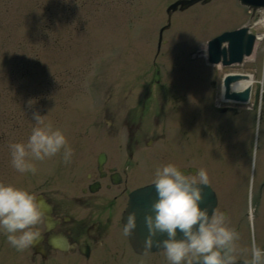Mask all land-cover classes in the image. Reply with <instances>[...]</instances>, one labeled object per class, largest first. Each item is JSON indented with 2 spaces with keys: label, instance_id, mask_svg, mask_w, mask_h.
<instances>
[{
  "label": "rangeland",
  "instance_id": "rangeland-1",
  "mask_svg": "<svg viewBox=\"0 0 264 264\" xmlns=\"http://www.w3.org/2000/svg\"><path fill=\"white\" fill-rule=\"evenodd\" d=\"M170 1L0 0V182L24 188L34 195L45 189L55 199L74 191L85 181L84 171L91 170L97 151L105 149L111 156L117 155V148L114 151V144H108L101 131L109 118L101 113V108H111L115 124L122 110L136 106L143 84L149 79L153 81L149 89L162 101L159 104L156 100L160 111L164 109L168 114L171 112L170 116L176 115L168 126L176 133L184 128L185 116L187 121L191 118L187 117V109L196 114L220 112L219 86L213 89L208 82L215 76L214 68L204 65L201 51L207 39L242 23L246 15L234 18L236 11L228 8L214 12L215 6L222 8L228 0L192 5L186 12L171 15L170 28L162 32L164 42L156 52L157 31L165 22L164 8ZM231 7L235 8L233 4ZM239 67L252 73L255 80L251 103L235 106L227 119L224 117L214 126L216 134L199 129L192 132V125L186 124L189 140L197 141L204 135L202 151L188 148L192 159L187 160L202 165L209 180L211 175L217 178L220 205H229L233 215L235 208L238 213V207L247 202L254 155L251 200L256 203L254 222L261 240L264 236V187L259 189L264 177V38L255 42L252 53ZM232 70H237V66ZM258 108L261 117L256 126ZM33 112L43 115L46 123L65 134L73 149L70 162H63L57 153L43 160H32L34 173H21L12 167L8 145L26 140L35 124L31 118ZM143 120L147 123L148 117ZM204 126L198 124L200 129ZM210 135L212 140L209 137V146H205V138ZM227 156L232 158L230 162L225 160ZM154 161L156 169L159 162ZM174 162L182 161L177 157ZM226 171L238 175L237 181L234 176L226 180ZM36 262L29 247L18 251L0 233V264Z\"/></svg>",
  "mask_w": 264,
  "mask_h": 264
},
{
  "label": "clouds",
  "instance_id": "clouds-1",
  "mask_svg": "<svg viewBox=\"0 0 264 264\" xmlns=\"http://www.w3.org/2000/svg\"><path fill=\"white\" fill-rule=\"evenodd\" d=\"M35 121L23 142L9 143L10 163L21 173L36 171L32 160H43L60 154L65 163L71 161L73 149L65 134L33 112ZM156 199L151 213L144 217L150 234H164L156 241L162 246L168 264H235L237 253H247L242 264H264V247L252 240L246 249L238 245L239 233L226 223L224 213H213L200 207L201 188L208 177L204 169L187 175L173 163L158 166L151 180ZM252 177H249V184ZM42 213L32 192L0 182V233L10 246L22 250L29 247L38 232ZM135 226V214L129 213L122 231L127 234ZM177 231L181 233L177 238Z\"/></svg>",
  "mask_w": 264,
  "mask_h": 264
},
{
  "label": "flooded vegetation",
  "instance_id": "flooded-vegetation-1",
  "mask_svg": "<svg viewBox=\"0 0 264 264\" xmlns=\"http://www.w3.org/2000/svg\"><path fill=\"white\" fill-rule=\"evenodd\" d=\"M154 110L161 109L157 104L152 107L141 102L138 108L124 109L115 124H108L107 131L116 140V158L110 159L102 176L97 172L86 173L87 182L65 193L63 200L51 203V229H45L42 219L36 229L35 245L44 249L38 255L41 264L44 261L75 264L76 260L82 258L86 259V264H168L163 250L145 253L133 251L121 223L128 192L136 185L134 183L139 182L138 174L147 175L153 168L155 157L163 165L176 156V152L169 147L166 153L159 151L162 138L167 135L171 114L163 110L159 117ZM144 117H148L147 123H144ZM180 139L182 143L185 142L184 130L180 131ZM179 157L182 161L186 159L184 150ZM94 180L97 181V188L90 191L89 185ZM58 234L64 236L68 243L85 246L87 253L83 252L82 256L75 248L61 251L48 243L50 236ZM239 253L240 258H246L244 251Z\"/></svg>",
  "mask_w": 264,
  "mask_h": 264
},
{
  "label": "water",
  "instance_id": "water-1",
  "mask_svg": "<svg viewBox=\"0 0 264 264\" xmlns=\"http://www.w3.org/2000/svg\"><path fill=\"white\" fill-rule=\"evenodd\" d=\"M191 1V0H190ZM190 1H184L180 0L182 4ZM193 1V0H192ZM176 3H174L172 6H174ZM188 4V3H186ZM184 6V5H182ZM222 39H227V38H220L216 42V57H218L219 54H222L224 61L228 62L227 60V54H226V48H219V42ZM250 47V42L247 43L246 48L241 49V53L243 52H248ZM212 49V48H211ZM201 188V200L200 202V207L206 208L210 214L211 209L215 203V197L213 192L206 186L204 185H199ZM131 201H130V210L129 213H134L136 214V219H135V226L134 230L138 232L139 236H148L150 239L149 244L152 246H158L159 244L156 243V241L162 239L161 236L163 234H150L147 226L145 225L144 222V217L146 214L151 213V204L152 202L156 199V192L154 185L151 184L145 188H141L138 190H135L131 194ZM178 236L181 235L180 232L177 231Z\"/></svg>",
  "mask_w": 264,
  "mask_h": 264
},
{
  "label": "bare ground",
  "instance_id": "bare-ground-1",
  "mask_svg": "<svg viewBox=\"0 0 264 264\" xmlns=\"http://www.w3.org/2000/svg\"><path fill=\"white\" fill-rule=\"evenodd\" d=\"M213 1V0H212ZM224 8H228V6H225ZM262 20H263V24H264V14H262ZM260 36H262V34L260 35H257V37L260 38ZM204 53L206 52V48L203 49ZM253 82V78H252V75L249 74V77L247 79H240V80H237L235 81L234 83L231 84V87L232 88H235V89H241L244 85L246 84H252ZM232 172L229 171V174H231ZM51 209V208H50ZM251 214V208L248 207V215ZM50 215L52 216V211L50 210ZM129 214L127 213V210L123 211V214H122V218L123 220L126 222V218ZM134 231V228H132L128 234H129V240L131 243H133L138 249H143L145 248L146 246L149 245V242L150 241H147V242H144V239L143 238H138V237H134L133 236V232ZM177 235V238H179L178 234ZM147 248V247H146ZM196 264H199V262H196Z\"/></svg>",
  "mask_w": 264,
  "mask_h": 264
}]
</instances>
